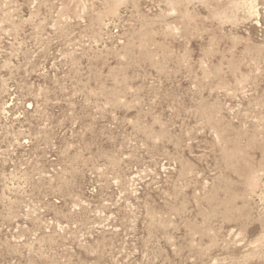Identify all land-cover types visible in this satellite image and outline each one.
<instances>
[{"label": "rangeland", "instance_id": "374dc122", "mask_svg": "<svg viewBox=\"0 0 264 264\" xmlns=\"http://www.w3.org/2000/svg\"><path fill=\"white\" fill-rule=\"evenodd\" d=\"M0 264H264V0H0Z\"/></svg>", "mask_w": 264, "mask_h": 264}]
</instances>
